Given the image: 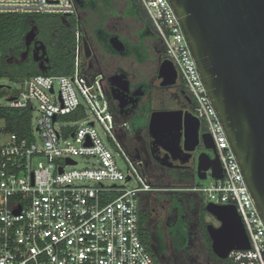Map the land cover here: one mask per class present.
<instances>
[{
    "label": "built area",
    "instance_id": "2783aa9c",
    "mask_svg": "<svg viewBox=\"0 0 264 264\" xmlns=\"http://www.w3.org/2000/svg\"><path fill=\"white\" fill-rule=\"evenodd\" d=\"M140 2L165 46L166 59L195 100L190 112L211 135L222 164L223 178L193 190L204 194L206 204L236 206L250 248L232 250L228 259L264 264V219L175 9L169 0ZM77 9L76 0H0V14L77 15ZM76 40L73 73L28 77L7 98L11 107H31L38 116L30 138L0 127V264H159L141 235V197L162 189L150 182L145 157L124 147L121 135L133 128L117 118L105 74L85 57L81 25ZM98 123L124 158L127 173L101 137ZM78 156L95 161L77 168Z\"/></svg>",
    "mask_w": 264,
    "mask_h": 264
},
{
    "label": "water",
    "instance_id": "95a60500",
    "mask_svg": "<svg viewBox=\"0 0 264 264\" xmlns=\"http://www.w3.org/2000/svg\"><path fill=\"white\" fill-rule=\"evenodd\" d=\"M169 1L264 219V0ZM29 37L28 45L35 33L32 31ZM40 46L45 56L46 47ZM84 55L93 65L92 49L85 39ZM161 68L168 83L174 84L178 71L173 62L164 59ZM118 77L124 76L109 77L114 86L110 95L120 102L115 95L119 89L114 81ZM119 107L124 111V104L119 103ZM200 127V120L190 111L177 110L154 112L148 129L154 142L174 159L180 158L182 163L197 159L200 179H206L209 171L213 178L221 179L223 168L211 135L200 133ZM201 141L213 150L214 157L206 152L194 156ZM206 209L220 223L207 226L213 251L219 258L227 259L232 250L250 248V239L235 205L209 203Z\"/></svg>",
    "mask_w": 264,
    "mask_h": 264
},
{
    "label": "flooded vegetation",
    "instance_id": "af4514ba",
    "mask_svg": "<svg viewBox=\"0 0 264 264\" xmlns=\"http://www.w3.org/2000/svg\"><path fill=\"white\" fill-rule=\"evenodd\" d=\"M101 1L110 13L104 14L101 12L102 19L98 23L91 25L88 23L89 20L82 15V13L87 12L89 9H98L97 0H76L78 7L77 15L84 24V34L87 35L93 53V64L98 68L100 67V57L96 53L97 47L101 52L102 58L108 56L131 60L129 69L119 65L114 69L113 73L105 75V84L108 87L112 109L132 121L136 128L141 129L140 133H143L145 136V140L143 141L146 147L145 150L147 151L149 147L152 148L150 153H146L151 163L155 164L154 168L165 173L167 172L168 176H172L171 179L174 178V181L178 183L186 181L181 178L183 174L190 176V179H194L197 174L195 159L193 158L187 163H182L180 158L174 159L167 154V151L159 143L154 142L153 138L149 136L148 129L154 112L190 111L195 106L194 98L179 76L174 84H169L168 79L164 76L161 63L166 59L165 46L161 39L156 36L150 23H148L145 11L138 9L133 0H126L127 5L124 9V16L134 18L139 26H137L134 34L125 33L122 35L117 27V23L107 21L109 18L122 17L116 11V0ZM40 45L39 41H35L32 49H27L21 55L19 63L27 62L31 55L38 62L39 68L42 71H46L48 68L47 62L50 61V53L45 46L46 54L43 56V50L40 48ZM116 74L124 76L123 79L118 77L114 81L117 83V88L119 89L115 91V95L119 97L120 102L110 95L114 86L109 77ZM119 103L124 104V111L119 107ZM123 144L129 152V148H127L128 144L125 142ZM193 154L196 157L195 151ZM181 155V157L184 156L182 153ZM163 191V197H158V191L150 192L153 193L151 194L153 197L147 200H145L144 195L141 197V209L144 202L147 210L148 225V228L145 230L140 228L141 235L147 247L155 254L157 260L161 264H193L192 261L187 262V255L190 251L194 234L200 229L203 241L211 255L220 264H234L228 258L223 260L215 254L212 248V241L211 248L208 244L205 232L208 233L207 226L211 223L205 219L206 215H203L204 219H202L199 203L202 199L198 195L201 192L178 190L177 187ZM171 191L186 192L182 194L183 196H179ZM155 194L156 196H154ZM175 196L179 198L182 204L181 214H179L180 208L174 205ZM157 201L162 202L161 208L163 213L155 214L157 208L154 206H156ZM204 204L206 207L207 204L205 202ZM179 217L184 222L186 230V234H183L180 239H178V236H174V231L172 230V226L177 225ZM177 231L180 232L181 230L177 229Z\"/></svg>",
    "mask_w": 264,
    "mask_h": 264
},
{
    "label": "trees",
    "instance_id": "16d2710c",
    "mask_svg": "<svg viewBox=\"0 0 264 264\" xmlns=\"http://www.w3.org/2000/svg\"><path fill=\"white\" fill-rule=\"evenodd\" d=\"M136 7L140 10H144L148 19V23H150L153 29V23L150 19L148 13L146 12L144 6L139 2L140 0H133ZM63 19V23L61 26L59 24H53L51 28L46 27L40 22L39 19H42L46 22L43 16L32 14V13H5L0 14V79L2 78H21V82L31 76L38 74H49L54 75L61 73L62 75H68L72 73L74 69V60H75V49H76V29L78 25L82 26L83 39L87 40L89 46V40L87 35L84 34V24L78 15H59ZM53 19V18H52ZM51 20V19H49ZM50 24V23H47ZM52 32L54 40L53 44L57 45L56 51L58 56L55 58L54 55L50 53V61L47 62V70L42 71L39 68L38 62L30 55L28 61L25 63H19L21 55L28 49H32L35 41H39L41 44H44L48 50V44L46 42L45 34L40 36L44 32L47 31ZM35 33L34 40L28 45L29 36L32 33ZM158 33V31H157ZM156 33V36L159 37V34ZM55 49V48H54ZM63 64V68L62 65ZM67 64V65H65ZM65 65V66H64ZM5 85L2 84L0 88H3ZM33 110L31 107L28 109H18L11 107L10 105H0V119L4 121V130L9 133H15L20 137H31L32 134V117ZM181 178L188 181L190 180V176L183 174ZM164 191H158V197H163ZM177 195L185 194L186 191H171ZM153 193L147 194L145 200L152 198L151 195ZM198 194V193H197ZM199 195V194H198ZM201 197V195H199ZM202 199V197H201ZM201 215L202 213H206V207L204 204V200L202 199L200 202ZM174 205L180 208L179 214L182 213V204L179 201V198L175 196ZM144 206V202L142 204L141 209V229L145 230L148 228L147 225V212ZM204 213V214H205ZM202 219L203 215H202ZM184 222L181 221V217H179L177 225L172 226V230L174 231V236L180 237L183 234H186V230L184 228ZM181 230L180 232L177 231ZM208 244L211 248V239L207 232H205ZM145 242V241H144ZM146 243V242H145ZM147 245V244H146ZM148 248V247H147ZM150 253L155 257V254L150 250ZM156 258V257H155ZM157 260V258H156ZM157 262L161 264L158 260Z\"/></svg>",
    "mask_w": 264,
    "mask_h": 264
},
{
    "label": "rangeland",
    "instance_id": "374dc122",
    "mask_svg": "<svg viewBox=\"0 0 264 264\" xmlns=\"http://www.w3.org/2000/svg\"><path fill=\"white\" fill-rule=\"evenodd\" d=\"M97 2H98L97 3L98 9H96V10H90L89 9L87 12L82 13L83 17L87 18L89 20L88 23L91 25L98 23V21L102 19L101 15H100L101 12H103L104 14L110 13V11L106 8L105 4L101 0H97ZM115 2H116L115 3L116 11H118L122 17H116V18L114 17L112 19L109 18V19H107V21L117 23V27L120 30V33H122V35H124L125 33H133L134 34V32H135L137 26H139V24H137V22L135 21L134 18L129 17V16L128 17L124 16V9H125V6L127 5L126 0H116ZM37 15H41L46 20H48V22H46L42 19H39L40 20L39 23H41V25L42 24L47 25L46 27H48V28H51L54 23L59 24V26H61L63 23L62 17H60L57 14H37ZM49 19H51V20H49ZM47 23H50V24H47ZM153 29H154L155 33H157V30H156L154 24H153ZM44 34H45V37L47 39L46 42L48 44V47L50 48L49 49L50 53H52L54 55L53 57H55V56L57 57L58 54H57V52H55L57 45L56 44L54 45L52 42L54 40L53 35H52L53 33L50 32L49 30L47 32L43 31V34L39 35L40 38ZM96 53L100 57V62H101L100 67L102 68V70H104L103 73L105 75L108 73H113L114 69L116 67H118L119 65L125 66L128 69L131 66V60L130 59L113 58V57H108V56L105 58L104 57L102 58L101 52H100L98 47H97ZM61 65L63 68V64H61ZM65 65H67V64H65ZM93 65L96 66L95 64H93ZM72 73H73V71H72ZM54 75L60 76L62 74L58 73V74H54ZM0 84L5 85L3 88H0V105H7L8 104L7 98L10 95L14 94V92H16L17 89H21V78H19V77H15L12 79L2 78V79H0ZM58 86L59 85L57 83L56 84L57 89H58ZM37 116H38V113L36 111H34L33 116H32L33 117L32 118V124L35 123ZM86 116H89V117L92 116L90 109H88V107H87ZM60 122L66 124L67 119L61 118ZM3 125H4V121L2 119H0V127H2ZM97 129H98L101 137L103 138V140L106 142L107 146H109L110 148L113 149V152L116 155V158L118 160V164H119L120 168L125 173H127V164H126L124 158L119 154V150L114 148L110 144V141L108 140L107 134L104 132V129L102 128V126L99 123L97 124ZM203 132H205L204 124H202L200 127V133H203ZM34 134L36 136L38 135V133L36 131H34ZM202 152H206L210 156L214 157L213 150L206 148L204 146L203 142L201 141L200 144L195 149L196 158ZM75 160L78 162L77 165H75L77 168H83L86 165H89L95 161L93 158L88 157V156L87 157L78 156V157H76ZM196 164H197V159H196ZM162 172L163 171H158V173H160V174L157 173L158 176H155L152 174L153 175L152 179L155 180L154 182L157 184L156 186L162 189L161 191H163L165 189L170 190L173 187H177L178 190L181 189V190H189V191L194 192L193 188L196 185H199V186L210 185L213 181V179L211 178V175L209 173L208 177L206 179H200L196 174L194 179H190L188 181H185L184 183H180V182L178 183V182L174 181V178L171 179L172 176L171 177L168 176L167 172L166 173L163 172L164 174ZM135 183L136 182L134 180L129 182L130 185H134ZM199 195H201L203 200L205 199L204 194L200 193ZM154 196H156V194ZM153 206H154V204H153ZM154 207L157 208L155 214L163 213L162 208H161L162 207L161 201H157L156 206H154ZM206 212H208V211H206ZM204 213H202V215H204V216L206 215L205 219L208 222H210L211 224H214L215 226L220 225L219 221L212 214H209V212L207 214L206 213L204 214ZM154 220H155V218H154ZM196 235H197V237H196ZM187 256H188L187 262L192 261L193 264H220V262L217 259H215L211 255V253L208 251V249H207V247L203 241L200 229H198L194 234L192 245H191L190 251L188 252Z\"/></svg>",
    "mask_w": 264,
    "mask_h": 264
},
{
    "label": "crops",
    "instance_id": "0c3cea01",
    "mask_svg": "<svg viewBox=\"0 0 264 264\" xmlns=\"http://www.w3.org/2000/svg\"><path fill=\"white\" fill-rule=\"evenodd\" d=\"M92 67H94L97 70H100L102 72L104 71V70H102L101 67L98 68L97 66H94V65H92ZM115 114L117 115V118L119 120H126V121L132 123V121L128 120V118L124 117L123 115H121L119 113H116V112H115ZM140 132H141V129L136 128L134 126V123H133L132 132H129L127 134L126 133L122 134L121 135V140H122V142H125V143L128 144V146H127V148H129V152L128 153H130L131 155H134V156H142V157H145V159L147 160V164H148V170H147V172H148V175H149L150 182L155 187H157L156 186L157 184L154 182L155 180H153L152 178H153V175L158 176V174H160V173H158V171H161V170L154 168L155 164H152L151 161L149 160V158L147 156V153H146L147 151L145 150L146 147L143 144V141L145 140V136L143 135V133H140ZM211 178H213V177L211 176ZM149 193L150 192H148V194ZM143 195L146 197L147 196V193H145Z\"/></svg>",
    "mask_w": 264,
    "mask_h": 264
}]
</instances>
